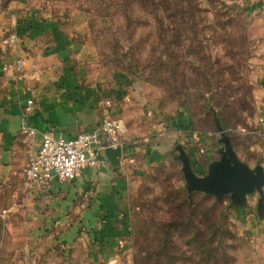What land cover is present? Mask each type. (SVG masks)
<instances>
[{"label":"rangeland","instance_id":"obj_1","mask_svg":"<svg viewBox=\"0 0 264 264\" xmlns=\"http://www.w3.org/2000/svg\"><path fill=\"white\" fill-rule=\"evenodd\" d=\"M13 1L0 0V31L14 29L15 17L21 37L28 26ZM30 1L81 37L87 46L83 70L87 76L101 71L108 85L117 84L125 98L117 115L132 122L133 131L156 136L154 124L185 109L192 128L207 138L203 155L217 159L223 144L216 115L238 158L251 168L262 163V27L248 0ZM5 62L4 72L10 70ZM178 154L175 147L170 163L149 169L128 192L131 254L124 264H264L258 194L240 208L231 206L228 195L189 194ZM192 169L197 175L207 171ZM6 206H0V264H15L16 249L3 234L11 213ZM244 207L250 218L238 211ZM70 264L88 263L78 250Z\"/></svg>","mask_w":264,"mask_h":264},{"label":"crops","instance_id":"obj_2","mask_svg":"<svg viewBox=\"0 0 264 264\" xmlns=\"http://www.w3.org/2000/svg\"><path fill=\"white\" fill-rule=\"evenodd\" d=\"M247 2L262 27L257 71L259 116H264V0ZM13 4L28 26L22 24L25 33L0 55V206H11L3 234L16 249L14 263L70 264L78 250L88 264L129 262L126 215L131 187L149 169L170 163L179 144L202 174L213 159L210 152L203 155L207 138L192 128L185 109L154 124L156 136L133 131L132 122L117 115L125 99L115 91L117 84L108 85L101 71L87 76L83 70L87 46L81 37L32 7L30 0ZM17 58L24 60L20 72L1 70L2 62ZM29 99L32 105L26 110ZM106 113L121 119L127 129L115 164L103 152L102 165L84 167L72 180L54 179L46 187L24 184L22 171L28 155L39 147L40 133L73 137L92 130ZM23 126L35 128L37 135L22 133ZM253 198L255 194L248 195L247 202ZM249 210L238 209L246 218L252 215ZM257 227L264 229V219Z\"/></svg>","mask_w":264,"mask_h":264},{"label":"built area","instance_id":"obj_3","mask_svg":"<svg viewBox=\"0 0 264 264\" xmlns=\"http://www.w3.org/2000/svg\"><path fill=\"white\" fill-rule=\"evenodd\" d=\"M14 29L6 35L0 31V51L14 46L20 35L16 29V18H11ZM23 58L5 62L3 67L20 72L23 68ZM32 100H27L26 110H29ZM259 134L264 137V116L258 118ZM127 129L121 119L110 113L103 115L100 123L92 130L79 133L73 137H57L52 132L40 133V144L34 153L27 157L23 168L24 184L46 187L52 180L68 181L74 179L84 167H98L105 158L103 152L107 149H122L123 137ZM21 132L33 138L37 130L23 126ZM264 166V153L261 163Z\"/></svg>","mask_w":264,"mask_h":264},{"label":"water","instance_id":"obj_4","mask_svg":"<svg viewBox=\"0 0 264 264\" xmlns=\"http://www.w3.org/2000/svg\"><path fill=\"white\" fill-rule=\"evenodd\" d=\"M216 129L220 133L218 139L223 147L218 150L219 158L212 159L204 175H197L191 166L189 154L181 145H177L178 159L189 194L197 191L213 195L220 199L228 195L231 206L240 208L247 203L248 195L258 194L256 214L260 220L264 218V166L257 164L254 168L240 160L233 149L230 137L225 133L218 118L214 115ZM106 155L112 163H116L120 148L107 149Z\"/></svg>","mask_w":264,"mask_h":264}]
</instances>
